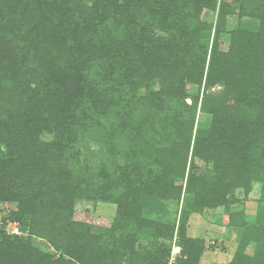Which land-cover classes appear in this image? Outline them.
Instances as JSON below:
<instances>
[{
    "label": "trees",
    "instance_id": "trees-1",
    "mask_svg": "<svg viewBox=\"0 0 264 264\" xmlns=\"http://www.w3.org/2000/svg\"><path fill=\"white\" fill-rule=\"evenodd\" d=\"M0 203V264H264V0H0Z\"/></svg>",
    "mask_w": 264,
    "mask_h": 264
},
{
    "label": "rangeland",
    "instance_id": "rangeland-1",
    "mask_svg": "<svg viewBox=\"0 0 264 264\" xmlns=\"http://www.w3.org/2000/svg\"><path fill=\"white\" fill-rule=\"evenodd\" d=\"M230 24H235L234 18H230ZM225 49V46L222 45ZM206 118L200 117V120ZM198 166H203L197 162ZM240 202L233 206L235 209H243L247 220H252L256 212L257 202L256 194L246 198L239 194ZM3 212L15 208L13 203H0ZM75 211L77 214L85 215L87 219L94 223L106 224L110 222L115 215V206L108 203L92 202L86 200H77L75 202ZM227 216L222 212V208L210 211L205 215L192 213L188 220L187 233L192 237H202L206 242V250L201 256L200 264H228L231 260L235 247L237 245V232L232 230L227 224ZM6 230L9 233L19 232L17 223L7 221ZM36 243L37 240L35 241ZM253 245L247 248L248 253H252Z\"/></svg>",
    "mask_w": 264,
    "mask_h": 264
},
{
    "label": "built area",
    "instance_id": "built-area-1",
    "mask_svg": "<svg viewBox=\"0 0 264 264\" xmlns=\"http://www.w3.org/2000/svg\"><path fill=\"white\" fill-rule=\"evenodd\" d=\"M13 233H17V232H13ZM175 239L176 238L173 237V239L171 240L170 253H169V256H168V258L166 260V264H174L175 263V259H176L177 255L180 252V247L176 244Z\"/></svg>",
    "mask_w": 264,
    "mask_h": 264
}]
</instances>
